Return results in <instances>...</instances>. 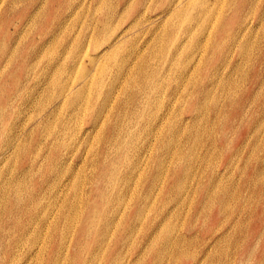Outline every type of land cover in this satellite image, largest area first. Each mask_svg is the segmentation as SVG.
I'll return each mask as SVG.
<instances>
[{
	"label": "rangeland",
	"instance_id": "374dc122",
	"mask_svg": "<svg viewBox=\"0 0 264 264\" xmlns=\"http://www.w3.org/2000/svg\"><path fill=\"white\" fill-rule=\"evenodd\" d=\"M31 1L0 0V87L6 88L0 90V150L4 149L0 154V244L7 247L0 249V264H24L17 259L35 240L32 255L27 256L31 257L29 264H50L57 243L62 250L52 263L70 264V255L80 253L75 240L84 234L81 213L98 208L86 203L92 197L102 204L103 212L91 223V230L100 234L92 243L93 253L82 252L86 264H102V255L109 249L115 264H264V0H206L209 8L204 7L202 19L196 7L205 0H193L185 11L197 16L189 28L193 35L187 38L185 34L186 39L176 44L177 51L183 53H170L172 44L156 42L148 59L138 55L135 47L137 55L125 68L128 74H116L113 65L129 50L125 42L114 50L115 59L102 60L104 71L84 87H79L82 72L87 66H97L89 57L93 46L113 38L117 26L125 27L129 16L118 25L113 18L109 28L98 27L90 38L92 21L101 22L107 8L117 9V0H106L105 7L96 12L91 0L83 7H70L67 0H61L58 13L49 17H59L62 23L56 26L55 21L49 28L47 23L42 26L41 20L50 0H36V5ZM222 15L217 31L228 29L236 40L227 39L217 49L215 43L224 34L216 31ZM179 23L180 18L174 19L176 28ZM51 27L56 29L53 35L39 43L41 30ZM201 29L204 32L197 38ZM134 34L135 30H129L127 40ZM144 38H136L141 49ZM34 42L39 47L30 50ZM205 60L208 62L202 67ZM235 62L237 67L232 69ZM211 64L217 65L224 80L223 87L219 84L211 93L222 107L214 117L203 112L202 119H191L189 99L201 80L196 67L204 73ZM27 78L25 85L22 81ZM108 82L112 85L107 92ZM61 86L72 90L60 93ZM76 88L80 94L74 98ZM225 95L237 101V111L227 101L222 103ZM137 100L142 105L138 106ZM183 111L190 119L181 122L178 114ZM44 114L48 116L46 124H39L38 130L28 135L27 130ZM94 120L95 128L89 132ZM185 124L202 127L198 142L193 143L190 134L177 136ZM57 133L61 163L57 162L55 172L48 170V165ZM172 134L176 138L169 143ZM166 146L171 152L174 149L175 155L169 154ZM190 146L193 157L185 162L187 171L173 169L176 154ZM29 160L33 164L29 165ZM210 169H226L229 175L222 179L223 184L234 195L241 194L240 198L226 197L223 213L218 212L217 198L202 203L193 191L197 181L207 184ZM100 194L104 196L96 197ZM16 196L22 202L19 211L11 204ZM134 204L136 212L126 217L125 210ZM6 207L9 213L3 214ZM34 213L46 214L45 223L25 235L22 226L32 223ZM13 219L20 222L15 231ZM158 221L164 223L161 228L170 229L161 257L144 248L146 241L163 248L161 241L154 242L151 237L153 223ZM83 237L94 240L91 231Z\"/></svg>",
	"mask_w": 264,
	"mask_h": 264
},
{
	"label": "bare ground",
	"instance_id": "6f19581e",
	"mask_svg": "<svg viewBox=\"0 0 264 264\" xmlns=\"http://www.w3.org/2000/svg\"><path fill=\"white\" fill-rule=\"evenodd\" d=\"M93 2V8H94V11H99V8L100 10L102 8L105 7L106 3L107 2L106 0H91ZM51 2V6H49L50 8L47 9V12L45 13L44 17L42 18L41 20V25L44 26L43 23H47V27L49 28L50 26H52V24L56 21V23L54 25L57 26V24L59 23H62V20L59 19V17H56V16H53V17H49V14H55L58 13V10L60 9L61 7V0H50ZM68 6L70 7H74V6H84V4H86V0H67L66 2ZM105 3V4H104ZM117 3V9H112L110 7V9L108 10V8L106 9L105 11V16L103 15V19H101V22L100 20H97V19H94L90 25L91 27V30H90V38L94 37L95 34H96V30L98 29V27H101V29H107L109 28V26L111 25V21L113 20V18H115L114 20L115 23L118 25L119 22H121L120 20L125 16V17H128L130 18V21L126 24L125 27H123L122 29L120 28L119 29V26H117L116 30H115V36L113 38L111 37H108L101 45L97 46V45H94L93 48H92V54L89 55V57H91V59L96 62L95 64H97L96 68L95 69H91L89 68V66H87L84 71L82 72V75L81 77L79 78V84H81V86L79 87H84L86 85H88L95 76H99L105 69V66L103 64V61L105 58H110V61H112L113 59L116 58L117 54L116 52L114 51L116 48H118V46H122L125 42H128V52H124L123 55H121L120 57V60L118 63H115L113 65V67H115V73L116 74H128V69L127 71H125V68L127 67V65H130V61L132 60L133 56H136L137 54L139 55H143L144 57L146 58H150V56L152 55L151 52L149 51L151 49V47H153L155 45L156 42H164L165 44L167 43H170L172 44V49L170 51V53H180V52H184V51H177V48H176V44L181 42V41H184L186 39V36L185 34H188V37L187 38H191L193 33L189 31V28L191 27L192 23L196 22L197 21V16L195 14V12L192 14V11H191V15L189 13H186L185 11L190 8L193 4V0H117L116 1ZM135 3H137V5H135ZM198 7H196L197 11L196 13L198 12L200 15L199 18L202 19L203 17V10L206 8H209V5L207 3V1L205 0L204 1H199L198 2ZM38 4L36 2V0H32L31 1V5H36ZM40 4V3H39ZM126 4V5H125ZM135 5V6H132V5ZM161 5H164V6H161ZM39 6V5H38ZM104 6V7H103ZM205 7V8H204ZM36 8V7H35ZM108 10V11H107ZM124 17V18H125ZM223 15L221 16V19L219 20L218 24H217V27H216V31H217V28L219 27V24L221 23L222 19H223ZM176 18H180V23L178 25V27L176 28L175 27V24H174V19ZM230 18V17H229ZM225 25V24H224ZM141 26H145L144 29H140ZM227 26V24L225 25ZM62 26L59 25L58 28H61ZM55 27H51V29L48 31V29H43L41 30L42 32L39 33V38H38V41L39 43H42L47 37H49L51 34L53 35V33L55 32ZM129 30H135V37H133V39H130V40H127V33L129 32ZM224 30V29H223ZM98 31V30H97ZM216 31L214 32V34L211 35V40H214L215 39V36H216ZM229 31L228 29L224 30V31H217L218 34L220 33H224L221 38H220V42L219 43H215L214 47L217 48V49H220V46L221 44L223 45V41H226L227 39L230 40L231 42L232 41H235L236 40V37L234 35V33L231 35L229 34ZM203 29H201L197 35V38L203 33ZM226 32V33H225ZM137 34V35H136ZM226 34H227V37H226ZM239 35V34H238ZM241 35V34H240ZM97 36V35H96ZM142 36H144V42H143V46H144V49H141L140 47V44L139 42H137L138 40H136V38H141ZM87 38V37H86ZM224 38V39H223ZM237 43V42H235ZM37 43L34 42L30 48V50L32 49H35V48H38V46H36ZM235 45V44H234ZM36 46V47H35ZM136 47L139 48V52L137 51V54L133 51V49ZM212 48V46H211ZM82 51V50H80ZM82 53H86V50ZM84 55V54H83ZM192 55V53H191ZM225 55V54H224ZM228 55V54H227ZM146 59V60H148ZM223 61V60H222ZM208 61L205 60L204 61V64H202V67L205 66V64L207 63ZM238 62V61H237ZM237 62L233 63L232 64V69H235L237 67ZM224 63V62H223ZM225 65V64H224ZM241 66V64H240ZM225 67V66H223ZM185 68V67H184ZM196 71L199 72V74L201 75V80H198L196 82V84L194 85V89H195V92L193 91V96L191 99H189V101L192 103L191 104V113H189L191 119H202L203 118V114L205 113L206 114V117L212 115L213 117L216 115V113L218 114V111L220 110V108L222 107L221 104L219 106V103L213 99L214 96L211 95L213 89L215 88V86L219 85L223 87V81H221V78L220 76L221 75H218L219 72H218V68H217V65L216 64H211L207 69L206 71L203 73L201 72V68L200 67H196ZM238 71V70H237ZM241 71V70H239ZM155 70L153 71V74H154ZM234 73V72H233ZM157 74V72H156ZM42 75H44V77L46 76V72H42ZM213 76H218L215 78H213ZM215 79V80H214ZM20 81L16 82V83H12L13 86H16L19 84ZM22 83H24L25 85L28 84V78L23 80ZM53 83H57L56 82V79H53ZM195 83V82H194ZM23 84V85H24ZM33 84L35 85V82H33ZM32 84V86H33ZM107 84V83H106ZM109 87L107 89V92L110 90V86L112 85V82H108ZM177 86V85H176ZM181 86V85H180ZM150 87V86H149ZM34 88V87H33ZM75 88V87H73ZM220 88V87H219ZM3 89H6L5 87H3L1 89L0 87V90L2 92ZM62 90H72V87L69 86V87H60V93H62ZM4 91V90H3ZM80 88L79 90L76 88L75 89V94L76 96L74 95V98L77 97L79 94H80ZM196 93V95H195ZM62 96L61 98L59 99L58 98V101H62ZM227 101L228 104L231 105V109H236V111L239 109L238 108V103L236 100H232L230 99L229 96L225 95L223 97V101ZM137 103H138V106L139 105H142V101L141 100H137ZM1 105V103H0ZM241 107V106H240ZM241 109V108H240ZM234 110V113L236 112ZM194 112V113H193ZM204 112V113H203ZM232 113V112H231ZM194 114V115H193ZM182 115V117H181ZM208 115V116H207ZM179 118H183L182 120L179 119V121H184L186 119H190L188 117V113L186 112H182L180 114H178ZM235 116V115H234ZM47 115L44 114L43 117L41 119H39L37 122H35L31 128L29 130H27V134L28 135H32L34 134L38 128H39V124H46L45 123V120H47ZM38 119V118H37ZM48 121V120H47ZM96 120H94L90 126L88 127V130L89 132L94 130L95 128V124L97 123V121L95 122ZM43 124V125H44ZM187 124H185L182 129H178V133H177V136L179 135H183V134H186V135H189L192 137L191 138V141L193 143H195L194 141L198 142L199 141V138H201V134H202V127L199 125V124H196L193 128V125H190V126H186ZM223 125V124H222ZM221 125V126H222ZM220 126V130L219 132L223 133V129L221 128ZM22 127V126H21ZM42 127V126H41ZM44 127V126H43ZM1 128L3 127H0V130H2ZM23 129V128H22ZM25 129V127H24ZM22 131V130H20ZM263 131V129H262ZM44 132V131H43ZM3 133V131H0V135ZM47 133V132H46ZM61 133V132H60ZM60 133L56 135L55 139H57L54 143H53V151L54 152V156L52 155L53 158H50V163L48 165V170L50 171H55L57 170V162H59L60 160V163H61V156H58V153H57V146L60 144H58V139H61V137H59ZM46 135V134H45ZM262 135V134H261ZM44 136V135H43ZM174 134L171 135V138L170 140L168 141L169 143H173V139L174 138ZM42 138V137H41ZM38 139V138H37ZM39 140V139H38ZM258 140V139H257ZM40 141V140H39ZM255 143V142H254ZM258 143V142H256ZM245 145V144H243ZM167 151H170L171 147L170 146H166L165 147ZM252 148V147H251ZM263 148V147H262ZM17 149V148H16ZM187 150V149H186ZM184 150V152L181 154V153H177L176 154V161L174 162L173 164V169H176V167L179 168V172H185L187 171L188 169V166L187 164H185V162H189L188 160H192V157H193V147H189L188 150L186 151ZM262 151V150H261ZM4 152V149L3 151L0 150V154L2 155ZM172 155H175L173 153H175V150L173 149V151L169 154ZM261 153V152H260ZM58 156V157H57ZM249 156V155H248ZM34 158V157H33ZM259 158V157H258ZM162 159V158H161ZM233 159V158H232ZM235 159V158H234ZM2 160V159H1ZM0 160V161H1ZM33 160V159H32ZM32 160H29L28 161V164H33ZM248 161V160H247ZM235 163V162H234ZM1 164V162H0ZM164 164V163H163ZM38 166H41L42 164H37ZM212 166V165H211ZM233 166V165H232ZM59 167H62L59 165ZM225 168V167H223ZM232 168V167H231ZM37 169V167H36ZM40 169V168H39ZM38 169V170H39ZM255 169V167H254ZM34 171V174H36V170H33ZM32 171V173H33ZM242 172V171H241ZM258 172V170H254V173L256 174ZM229 175V174H228ZM227 173H226V169L224 170V172H218L217 170L215 169H210V177H209V180L207 182V184H204V183H201L200 181H197L196 184H195V187L193 188V191H194V194H195V197H199V200L200 202H207L209 200H211L212 198H217L218 199V202H219V207H218V212L220 213H223V211L225 210V199L226 197H238L240 198L241 194L240 193H237L234 195V192L233 190H228V188L226 187L225 184H223L222 182V179L225 177L228 176ZM155 176V175H154ZM230 177V176H229ZM228 177V178H229ZM227 179V178H226ZM160 180V179H159ZM228 181V180H227ZM249 182V181H248ZM155 183V182H154ZM251 183V182H250ZM152 184V183H151ZM235 184V183H233ZM248 185V184H247ZM252 185V184H251ZM154 185H152L153 187ZM233 186V185H232ZM35 188V187H34ZM167 188H170V186H168ZM127 189V188H126ZM129 189V188H128ZM130 190V189H129ZM128 190V191H129ZM216 193H220V195H217ZM102 196H104L103 194H100L96 197H99L101 198ZM222 196V197H220ZM95 197V198H96ZM220 197V198H219ZM93 200H89V202H86L87 204H90L92 206H95V207H98L96 208V211H93L92 213H88V214H85L84 212L81 213V218H82V231H83V235L87 234L88 231H91L93 233V236H94V240H92L91 242H89V240L85 239L82 236H80L79 238H77L75 241L77 243V248L79 249L80 253L79 252H76L74 251L72 253V256L70 255V264H86L85 263V257L82 256V252L86 251L88 253H93V250L94 248L92 247V243L96 242L98 240V234H100L97 230L95 229H92L91 228L93 227L91 225V223H94L96 218L101 215V213L103 212V207H102V204L95 200L94 197H92ZM243 200V199H242ZM96 201V202H95ZM21 203L20 202V199H17V196L15 198V202H13L11 200V204H13L15 207H16V210L19 211V207L21 208ZM144 203V202H143ZM210 203V202H209ZM125 206V205H124ZM152 206V205H151ZM243 206V205H242ZM34 207H37L35 204H33V208ZM204 207V206H203ZM32 208V209H33ZM131 208V209H130ZM130 208H128L127 210H125L124 214L126 217H129L131 216L132 214H134L137 210L136 208V204H134V206H131ZM223 208V209H222ZM228 209V208H227ZM10 209L6 207V210L4 209L3 210V214L6 213L8 214ZM113 210V209H112ZM60 211H61V214H62V204H61V208H60ZM115 211V210H114ZM113 211V212H114ZM157 212V211H156ZM111 213V212H110ZM172 214V213H171ZM137 215V214H136ZM170 215V214H169ZM177 215V214H176ZM176 215H175V218H176ZM34 216V220L32 221V223H30V225L28 226H22L23 227V230H25V235L27 234H30L32 232L35 231V229H39L40 227H42V224L45 223V217H46V214H41V215H37V214H33ZM62 216V215H61ZM155 216V215H154ZM172 215H170L171 217ZM169 217V216H168ZM174 217V216H173ZM139 218V217H138ZM174 218V219H175ZM247 218V217H246ZM112 219V218H110ZM116 219V218H115ZM119 219V218H118ZM153 219V218H152ZM157 220V219H156ZM170 220V219H169ZM16 220L13 219V225H12V228L15 230H18L19 226H20V222L17 223L15 222ZM117 221V220H115ZM177 221V220H176ZM69 221H67L68 223ZM136 222V221H135ZM153 222V221H152ZM18 224V225H17ZM113 224V223H112ZM137 224V223H136ZM182 224V223H181ZM3 225L4 226H8L7 222L4 221L3 222ZM140 225V224H139ZM160 225V226H159ZM167 225V224H166ZM174 225V224H173ZM66 226V222H65V225ZM114 226V225H113ZM161 226L163 227L164 226V223L162 224V222L158 221V222H155V224L153 223V230H152V233H151V237L153 236L152 240L154 241V238H155V241L154 242H157V241H161L162 242V245H163V248L160 249L158 248L157 246H152L153 244L150 245V242L147 243L148 241H146L144 244V248L145 249H148L150 251V248L152 249V251H155L156 255L161 257V253L165 252V247H166V241L169 240V237L167 238V235L170 231L169 227L168 226H165L164 228H161ZM178 226V225H177ZM242 226V225H241ZM1 227V226H0ZM67 227V226H66ZM111 227V226H110ZM172 227V226H171ZM139 228V227H138ZM176 228V227H175ZM220 228V227H219ZM230 228V227H229ZM228 228V229H229ZM136 229V228H135ZM178 229V228H176ZM108 230V229H107ZM44 231V229H43ZM62 231V228L61 230ZM173 231V230H172ZM226 231V230H225ZM134 232V231H133ZM162 232V233H161ZM112 233V232H111ZM172 232H170L171 234ZM176 233V232H175ZM225 233V232H224ZM56 234V232H55ZM104 235V233H103ZM106 235V234H105ZM108 236V235H107ZM172 236V235H170ZM104 237V236H103ZM106 237V236H105ZM109 237H110V234H109ZM135 237V236H134ZM184 237V236H183ZM107 238V237H106ZM133 238V237H132ZM131 238V239H132ZM104 239V238H103ZM108 239V238H107ZM130 239V240H131ZM171 239V237H170ZM174 239V237H173ZM106 240V239H105ZM150 240V241H152ZM187 240V239H186ZM109 241V240H108ZM127 241V240H126ZM36 240L34 241V244H35ZM103 242V241H102ZM119 242V240L117 241ZM116 242V243H117ZM172 242V241H170ZM214 242V241H213ZM115 243V244H116ZM128 243V242H127ZM131 243V241H130ZM168 243V242H167ZM31 245V246H34ZM105 244H107L105 242ZM104 244V246H105ZM157 244V243H155ZM6 244H0V249L1 247H4V248H7L5 246ZM14 245V243H13ZM128 245V244H127ZM131 245V244H130ZM165 245V247H164ZM168 245V244H167ZM172 245V244H171ZM217 245V244H216ZM215 245V246H216ZM234 245V244H233ZM31 246H27V252L25 251V254L20 256L19 259H17V261H20V260H23L24 264H29L30 263V259L31 257H27V256H30L32 255V252H33V248ZM103 246V244H102ZM103 246V247H104ZM160 246V245H159ZM10 247V246H9ZM102 247V248H103ZM173 247V246H172ZM54 250L51 252L52 254V258H51V263L50 264H53L52 260L54 258V256L57 257H60L59 254H61V244L60 243H57L55 246H54ZM114 248V246L112 247ZM112 248H111V251H112ZM127 248V247H126ZM61 249V250H60ZM128 249V248H127ZM104 250V249H103ZM102 250V251H103ZM198 250V249H197ZM99 251V250H98ZM143 251V250H142ZM209 251V250H208ZM126 252V251H124ZM100 253V252H98ZM102 253V252H101ZM170 253V252H169ZM103 254V253H102ZM108 254V255H107ZM206 254V253H205ZM234 254V252H233ZM97 255V254H96ZM169 255V254H167ZM166 255V256H167ZM197 255V254H196ZM217 255V254H216ZM98 256H100L98 254ZM97 256V258H98ZM209 256V255H208ZM116 257H118L116 255ZM137 257V256H136ZM163 257V255H162ZM219 257V256H218ZM121 258V257H120ZM125 258V257H124ZM164 258V257H163ZM168 258V257H167ZM166 258V259H167ZM226 258V257H224ZM229 258V257H228ZM33 259V258H32ZM128 259V258H127ZM34 260V259H33ZM97 260V259H96ZM99 260V259H98ZM113 258L110 256V249H109V252L108 250L102 255V264H115V259L113 260ZM136 260V259H135ZM138 260V259H137ZM16 261V262H17ZM122 262V260H120ZM130 262V261H129ZM135 262V261H134ZM138 262V261H137ZM156 262V260H155ZM194 262V261H193ZM230 262V261H229ZM90 263V262H89ZM88 263V264H89ZM117 263H118V260H117ZM120 263V262H119ZM136 263V262H135ZM232 263V262H231ZM14 264V263H13ZM93 264V263H92ZM121 264V263H120ZM127 264V263H125ZM200 264V263H199ZM204 264V263H203Z\"/></svg>",
	"mask_w": 264,
	"mask_h": 264
}]
</instances>
